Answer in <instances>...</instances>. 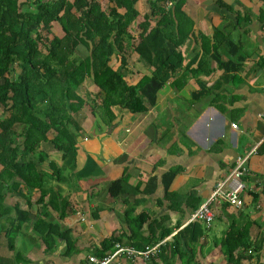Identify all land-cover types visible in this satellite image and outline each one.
Returning a JSON list of instances; mask_svg holds the SVG:
<instances>
[{
    "label": "crops",
    "instance_id": "1",
    "mask_svg": "<svg viewBox=\"0 0 264 264\" xmlns=\"http://www.w3.org/2000/svg\"><path fill=\"white\" fill-rule=\"evenodd\" d=\"M155 1H138L133 36L141 32L144 16L153 14ZM177 1L192 31L180 46L184 62L156 104L137 114L119 105L97 110L96 116L84 108L77 116L82 130L73 159L42 142L27 158L46 174L45 196L38 188L27 190L20 178L0 181V264H93L89 258L109 239L116 249L157 248L150 257L121 254L111 264H227L221 239L232 226H249L254 243L249 252L240 251L241 264H264V2L165 5ZM151 19L154 24L160 17ZM119 64L114 56L110 66ZM128 69L130 84L153 71L135 54ZM84 85L86 92L79 93L91 102L97 88L92 80ZM254 149L243 178L244 207L214 203L216 220L209 229L203 224L207 230L200 235L199 224L192 227L196 210ZM170 171L177 174L166 193L163 180ZM124 178V192L112 197L110 183ZM47 224L56 228L52 248L41 233ZM167 229L171 232L159 238Z\"/></svg>",
    "mask_w": 264,
    "mask_h": 264
},
{
    "label": "trees",
    "instance_id": "2",
    "mask_svg": "<svg viewBox=\"0 0 264 264\" xmlns=\"http://www.w3.org/2000/svg\"><path fill=\"white\" fill-rule=\"evenodd\" d=\"M138 1L0 0L1 182L6 176H12L14 182L20 178L27 190L38 188L45 196L46 174L39 169V163L27 158L42 142L50 141L64 153V159H73L76 138L82 130L77 116L84 108L96 116L97 110L106 113L119 105L137 114L156 104L158 93L184 62L180 46L191 33L192 24L185 20L181 2L167 7L168 0H156L151 5L153 14L144 16L138 27L141 32L133 36ZM154 15L160 19L153 24ZM57 26L61 35L55 32ZM133 54L153 71L130 84L126 74ZM114 56L120 61L117 69L110 66ZM86 80H92L97 88L91 93V102L79 93ZM113 119L109 115L107 123L111 125ZM176 174L170 171L164 175L166 193ZM124 180L110 183L112 197L124 192ZM174 196L168 195L169 199ZM198 207L196 204L194 209ZM198 224L202 235L207 229L201 221H194L192 227ZM46 227L41 233L52 248L56 228L52 224ZM48 228L50 232L44 233ZM170 232L165 230L159 238ZM57 234L63 236L61 232ZM174 241H178L176 237ZM253 244L249 226H232L221 239L227 264H241L245 253L240 251L249 252ZM114 247L111 239L105 240L94 256L103 259L115 252ZM71 250L69 244L68 253Z\"/></svg>",
    "mask_w": 264,
    "mask_h": 264
},
{
    "label": "built area",
    "instance_id": "3",
    "mask_svg": "<svg viewBox=\"0 0 264 264\" xmlns=\"http://www.w3.org/2000/svg\"><path fill=\"white\" fill-rule=\"evenodd\" d=\"M170 7L173 4L168 3ZM233 128H237L236 124L232 125ZM256 150H252L248 156L243 158H239L229 174V176L220 180L212 195L209 197L207 201H205L201 207H199L193 217V221H201L206 228H211L216 220V212L212 209V205L214 203H222L225 202L232 207L242 208L245 205V189L246 185L243 181L244 176L249 172V168L247 166L249 157ZM156 247L151 249H147L145 251H138L133 248H121L117 246V249L114 253L107 255L103 259H98L95 256L89 258V261L93 264H111L115 258H117L121 254H126L129 258H138V257H150L156 251Z\"/></svg>",
    "mask_w": 264,
    "mask_h": 264
},
{
    "label": "rangeland",
    "instance_id": "4",
    "mask_svg": "<svg viewBox=\"0 0 264 264\" xmlns=\"http://www.w3.org/2000/svg\"><path fill=\"white\" fill-rule=\"evenodd\" d=\"M32 11L34 10V6L32 5L31 6V8H30ZM55 32L57 33V34H59V35H61L62 33H61V30H60V27H55ZM86 86L84 85L82 88H80V90L79 91H81L82 92V94H83V92H86ZM89 92V91H88ZM85 94V93H84Z\"/></svg>",
    "mask_w": 264,
    "mask_h": 264
}]
</instances>
